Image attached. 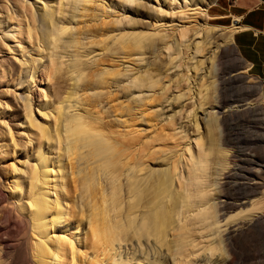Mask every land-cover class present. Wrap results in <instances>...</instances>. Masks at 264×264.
<instances>
[{"label":"rangeland","instance_id":"obj_1","mask_svg":"<svg viewBox=\"0 0 264 264\" xmlns=\"http://www.w3.org/2000/svg\"><path fill=\"white\" fill-rule=\"evenodd\" d=\"M213 1L103 0L105 6L97 2L99 5L96 7L101 9L97 11L98 14H103L105 9L112 10V16L110 19L107 18L108 27H101L102 17L85 21L89 27L92 25L94 28H88L91 30H87L88 32L82 35V44H76L68 35L70 31L75 33L77 29L85 31L86 23L81 24L78 20L82 18L79 17H76L72 23L60 22L59 26H67V34L62 41L63 55L60 60L57 59L56 70L50 81L41 69L50 57V50L46 49L49 47L48 40L54 39L58 31L56 29L58 26L52 23L50 16L52 11L50 4L54 0H22V2L0 0V74H2V68L3 74L5 73L3 81L0 76V264H40L33 254L35 244L43 241L40 236L41 231L34 226L33 219L34 198L40 192V188H33L31 185V176L36 172V168L39 169L37 165L39 153H50L53 158L50 167L53 169L51 176L54 181L49 197L54 201L59 200L63 207H67L69 203L67 192L54 185L61 179L59 177L62 173L56 159L57 151L51 148L53 142H47L45 146L32 143V134L37 128H34L30 122L34 120L37 124H47L46 121H50V118H45L44 112L47 109L44 105L54 102L58 90L63 93L62 100H66L64 96L69 92L74 81L71 77L74 79L81 77L83 80L89 77V85L85 92L87 94L84 97L88 101L97 100L98 109L103 111V114L106 112L109 114L110 120H114L120 126L118 130L124 128L125 122L131 121L146 137H153L154 134L157 136L158 126L164 124L165 127H169L171 124L167 121L174 118L176 112V120L173 119V124L178 123L177 130H184L185 133L187 131L189 138L187 137L186 142L184 140L181 144L175 145L176 142L171 136L175 132L172 124V127L166 128L168 131H164L167 137L157 136L158 140L154 142V149L156 147L159 152L154 155L153 161L151 160L149 164L151 171L173 170L174 184L172 191L165 194L166 203L177 192L183 195L184 191L187 193L184 187L183 189L180 187L182 186L180 181L182 177L184 179L188 177L190 158H196L200 154L205 158L197 167L201 166L199 175L206 180H203L204 183L197 181V184L200 182L203 184V186L200 184L201 190L199 188L198 191L196 190L198 186L191 189L192 194H195L194 190L200 193V196L195 194L197 201L193 202L191 211L186 212L187 208L182 203L179 208L181 212L178 218L176 217L177 221L161 240H157L155 236H152L150 240L146 236L142 240L125 236V239L116 245L117 249L121 247L122 259L141 262V264H264V220L256 226H250V229L244 228L240 232H231L230 238L225 240L226 236L220 235L221 229H225V226L216 224L213 225V229L211 227L204 229L201 224V220L207 215L211 217L215 213L218 214L214 206L217 197L222 194H225L223 198L230 200L240 198L241 201L249 200V203L246 202L242 206L231 209L225 218L250 206L252 200H255L264 212L263 91L258 81L247 72L245 62L234 44L224 39L232 34L234 27H225L228 25L209 19L206 10ZM92 3L88 4L92 5ZM78 4H81L78 5L79 9L82 7V2ZM126 4H131L133 10L128 11L127 8L123 10ZM16 6L20 8L24 6L23 9L27 7L31 14L36 15L34 30L39 34V41L35 46L27 42L26 38L16 35V21H8L9 15L13 14ZM138 6L141 7V12L137 11ZM172 11L176 12H174V18L170 17ZM185 11L197 13L193 19L194 22L187 18ZM161 12L163 15L167 12L168 15L158 21L157 15ZM182 13L184 14L180 17ZM183 17L186 18V22ZM132 18H138L140 24L133 27ZM44 19L48 25L43 22ZM190 23H193V28L196 29L190 28L184 36L179 31L165 32L172 25L179 28ZM25 24L28 29L33 28L28 19ZM133 33H143L146 36L142 38V43L134 41L132 47L136 48L131 49L128 54V49L124 46L127 45V35L130 36ZM166 34L168 36L164 38ZM162 38L166 42L169 41L168 44ZM43 50L45 51L42 52ZM76 51L80 52L77 54ZM212 59L215 60L214 64ZM61 61L62 64H60ZM79 62L93 67L86 69L83 75L80 72L71 73L73 68H69L68 65ZM107 73L110 75L107 76ZM34 75L35 81L32 80ZM59 77L63 78L59 80ZM25 80H27L26 85H19ZM55 82L62 84L66 82L67 86L60 89L52 87ZM30 84L32 89L28 90ZM167 84L169 86H166ZM143 98L144 101L140 102ZM145 100H148V103ZM29 106L32 107V112ZM145 106L153 114L158 113L155 121H149L146 117ZM88 108L94 109L92 105ZM209 117L215 120V124L209 123L211 120ZM133 119L136 120L133 121ZM107 120H109L108 117ZM152 124L154 128L156 127L155 129L152 128ZM157 128L158 131H156ZM188 148H191L190 151L187 150ZM250 156L254 158V163L248 160ZM177 166H179L178 169L175 168ZM225 168L235 172L234 175L224 179ZM249 168L258 170L256 179L249 174ZM128 172L132 173L131 170L124 171L123 181L120 178V182H117L121 188L129 182ZM206 174L207 176H203ZM251 179L257 181V184L250 191L246 185ZM20 180L21 186L16 185L15 182ZM126 188L128 189L127 184ZM127 189L122 188L124 192L118 190L125 194ZM202 189L203 191L208 189L205 192L207 194L205 199L210 202L204 200ZM77 193L80 194V191ZM121 196L117 205L122 214L120 206H125L120 204L126 199L127 202L132 201L133 197L129 193L124 195L126 198ZM201 200L204 201L201 202ZM211 202H214L213 205H209ZM88 209L87 207L86 211ZM75 210L76 214L71 224L73 231L79 227V231H75L77 235L73 236L75 248L79 250L78 260L87 262L93 257V251L86 250L84 244V233L88 228L87 213L85 211V216L80 220L82 210L77 205ZM119 210L113 214L118 216ZM121 216L119 214L118 218ZM124 216L127 220L131 219L126 213ZM50 217L52 218V215ZM192 217L198 222L199 227H196L195 231L188 229V233H192L191 235L197 238L195 244L198 245L184 249L181 253L180 243L189 240V236L186 239L182 237L181 233L185 229H181V226L186 219ZM225 218H221L224 219L222 224L226 221ZM124 222L125 220L121 223ZM128 232L133 236L134 232L131 228ZM177 238L182 239L180 243L177 242L179 241ZM165 241L171 243L170 247ZM234 245L237 246L235 251ZM182 259L187 261L180 263Z\"/></svg>","mask_w":264,"mask_h":264},{"label":"bare ground","instance_id":"obj_2","mask_svg":"<svg viewBox=\"0 0 264 264\" xmlns=\"http://www.w3.org/2000/svg\"><path fill=\"white\" fill-rule=\"evenodd\" d=\"M20 2H22V0H20ZM80 2H82V7L78 9V7L81 5L78 4ZM91 2H93L92 5H89L88 3ZM97 2L100 3V5L103 4V0H54V2L50 4L52 9V11L50 12L51 21L56 27L58 26L56 28L58 31L55 34L54 39L48 40L49 47L46 49L50 50V57L41 69L42 73L45 74L50 81L52 80L53 73L56 70L55 65L57 59L60 60L63 55V51L61 48L62 41L67 34V26H59L60 22H62L63 24L66 22L72 23L76 17H79L82 19L78 21H80L81 24H84L88 21H91L92 19L97 20L98 18L102 17V19H100L102 26H99H101L102 28L108 27L109 23L107 21V18L110 19V17L112 16V10L105 9L103 14H98L99 12L97 13V11L101 9L96 7V5H99L97 4ZM103 5L105 6V4ZM23 7L20 8L16 6L13 14L11 13V15H9L8 21H16V35L21 38H26L28 40L27 42H30V44L35 46V44L38 43L37 41H39V34L34 30V23L37 20L36 15L31 14L27 7L24 9ZM126 8L128 11L133 10L131 8V4L124 5L123 10H126ZM137 8V11L141 12V7L138 6ZM174 12H170V17L176 13ZM184 13L188 19H192L190 21H193L194 17L197 16H195V14H197L195 11H185ZM184 13H182L180 17H182ZM167 15V12L165 15H163L162 12L159 13L157 15V18L159 19L158 21H161V18H165V16ZM84 18L86 20H84ZM26 19H28V22L31 23L33 27L32 29H28L26 27ZM185 20L186 18L184 19V21ZM43 22L48 25L46 19H44ZM131 24L133 27H136L137 24H140V20L138 18H132ZM84 25L86 29L85 31L78 29L75 33L73 31H70L71 33H69L68 37L71 39V41H75L76 44L83 43L81 39L82 35H84V33L89 30L88 28L93 27L92 25L89 27L87 23ZM86 25H88L87 28ZM193 25V23H190V25L184 24L179 28H177L175 25H172L170 28L165 30V32L170 30L179 31V33L184 36L187 30L193 28ZM127 36V45H125V43L123 45H125L124 47L128 49L127 53L130 54L131 49L136 48L132 47L135 43L134 41H136L137 43H142V38L146 35L143 33H133L130 36ZM165 36L168 35L166 34L163 37L165 38ZM224 39L228 40L230 44H232V34L226 36ZM164 41L166 42V40ZM123 42H126V40ZM168 42L169 41H167L166 44H168ZM152 43H154V41ZM141 45L143 46L144 44ZM92 46H94V44ZM44 51L45 50H43L42 52ZM76 52L78 54L80 51ZM214 61L215 60L212 59L213 64ZM79 63H73L75 65H68L69 68H73L71 73L80 72V74L83 75L86 69L93 67H89L87 63ZM60 64H62V61L60 62ZM1 72L2 74H0V76L3 81L5 79L3 68ZM108 75L110 74L107 73V76ZM62 78L63 77H59V80ZM71 78L74 81L70 86L71 88L69 92L64 96L66 100H62L63 93L61 92V90H58L54 102L44 105L45 109H47V111L44 112L45 118H50V121H46L47 124H37L34 122V120H31L30 122V124L34 128H37L32 134V143L43 144L45 146L47 142H53L51 144V148L57 151V155H55L56 159H58L60 173H62L61 177H59L61 178L59 179L60 182L57 181L54 183V185L59 186L64 191H66L69 198L67 207H63V205L60 204L59 200H51L49 195L51 194L50 189L53 186L54 179H52L51 176L53 169L50 166L53 158L51 157L52 155L50 153H39V157L37 158V165L39 169L36 168V172L31 176V185L33 188H40V192L36 194L34 198L33 219L34 226H36L38 229H40L39 231H41L40 236L43 241L35 244L33 254L35 258H38L40 264H141V262L122 259L120 254L121 247L117 249L116 245L121 240H124L125 236H127L126 238L137 237L138 240H142L145 236L148 238V240H150L152 236H155L157 240L163 239V237L168 232V229L170 227H173L174 223L177 221L176 217L181 212L179 210L180 205L183 203L187 208L185 210L187 212L191 211L192 207L194 206L192 205L193 202L197 201V195L195 196V194L198 193H196L195 191L200 187V184L205 182L203 180H206L205 177L202 179V175H199L200 173L198 171L199 169H201V166L200 168H198L197 166H199L205 158L201 154L196 156V158H190L191 165L188 169V177L186 176L185 179L182 177L180 181V185H182L180 187L182 189L184 187V190H187V193L184 191L186 195L179 194L177 192L173 194L174 196H172V199H170V201L166 203L164 201L167 197L165 196V194L172 191V187L174 184L173 170L171 171L167 169H161L159 171H151L149 168V164L155 157L154 155L159 152L156 147L154 149V142L158 140L157 136H161V138L167 137V134H165L164 131L169 129V127H172V124L174 123L173 119L176 118V112L174 114V118H171L169 120L167 119L168 121L166 120L168 124H171L169 127H165L164 124H160L161 126H158L159 133L157 136L154 134V138L149 137V139L148 137H146L144 133L142 134V131L135 127L134 123H131V121V124L129 122V124L125 122V125L123 126L124 128L122 130H118L120 129V126L114 120H110L109 114L107 112L103 114L104 112L98 109L99 105L96 102L97 100L88 101L87 98L84 97L85 94H87L85 92L87 91V87L89 85V77L84 80L81 79V77L76 79H74L73 77ZM32 80H36L35 75ZM26 81L27 80L20 82L19 85H26ZM66 84V82L63 84L61 82H55L52 84V87L60 89L67 86ZM166 86L169 85L167 84ZM30 89H32V84L28 86V90ZM143 101L144 98L140 102ZM145 102L148 103V100H145ZM90 105H92L94 109L88 108V106ZM113 107L117 110L114 104ZM29 108L31 109L32 107L29 106ZM144 109H146V113L144 114H146V117L149 119V121H155L157 118L156 115L158 113L155 111L157 114H153L152 111L150 112L148 110V107L146 108V106L144 107ZM107 117L109 120H107ZM134 120L136 119H133V121ZM209 123L215 124V120L211 118ZM176 125H174L172 128L175 131L173 135H171L173 138L171 136L170 137L176 142L175 145H179L178 143L181 144V142H184V140L186 142L188 133L187 131L185 133L184 130L178 131V127L176 128ZM152 128H154V125ZM172 129L170 128L171 131ZM156 131H158V128L156 129ZM161 138H159V140H161ZM178 138L179 140H177ZM198 143L199 142L196 141L197 145H199ZM218 148L220 147L218 146ZM190 149L191 148H188L187 150L190 151ZM248 160H250L251 163L255 162L252 156H250ZM179 166L175 168L178 169ZM252 168H249V174L254 176L253 179H256L258 177V170H254ZM126 170H131L132 173L128 172L129 182L126 183L128 189L126 188V184L124 186L122 185V188L124 190L127 189L128 192L126 191V193L131 194L133 198L132 201L130 200L129 202H127L126 199V201L124 202L126 205L124 203L120 204L125 206H120L122 212L121 214L117 204H119L120 202L119 196L122 195L121 197H123L124 195H126V193H121V191L124 192V190H122L119 183V185H117V182H120V180L122 179V175L125 174L124 171ZM139 172H143L144 174H138ZM234 173L235 172H232L231 170H226L223 174V178L228 179L233 176ZM133 176L135 177L133 178ZM203 176H207V174ZM208 178L210 177L208 176ZM198 180L202 183L200 182L199 184H197L199 182ZM21 183V180L19 182H15V184L19 186H21ZM206 184H204V186ZM256 184L257 181L251 179L246 187L251 191L256 187ZM193 185H195L194 188ZM196 186L198 187L196 188ZM195 188L196 190L193 191L195 194H192L191 189ZM118 189H120L121 191H119ZM78 191H80V194L77 193ZM189 191L190 193H188ZM206 191H208V189ZM206 191L205 189L204 191L202 189V192L205 196L203 197L204 200H206L205 198L207 196V194L205 193ZM198 195L200 196V193ZM222 195L218 196L217 200L215 199L216 201L214 207H216L217 211L215 212H218V214L214 212L215 214L213 213V216L211 215V217H207V215L203 220H201V224L204 226V229H209V227L213 229V225L216 224H221V227L225 226L226 228L221 229L220 232V235H223V237L226 236V238H224L225 240L230 238L231 232H240L244 228L250 229V226H256L264 220V212L261 211L260 207L257 205L258 203L255 202V200L250 201V206L242 208L238 210L234 215H230L225 218L227 216V213L231 211V209L242 206L246 202L249 203V200L241 201V198L239 200H230L228 198H223L225 197V194ZM199 196L198 199L200 198ZM201 196H203L202 193ZM194 197H196L195 200H193ZM124 198H126V196H124ZM204 200H201V202ZM211 203H209V205H213L214 202ZM75 205H77V207L81 208L82 210L80 220H82L85 216L84 212L87 210V207L89 208L88 211H86L88 228L84 233V244L86 250L91 249L93 251V257L90 258L87 262L78 260L79 250L75 248L73 236L77 235L75 231H79V227L75 228V231H73L71 227L73 218L76 214ZM116 210H119V214L122 215L121 217L125 220L124 223H121L124 221L123 219H121V217L118 218L119 214L118 216L113 214V212H117ZM89 212L91 214H89ZM210 212L211 211H209V213ZM125 213L127 214V217L129 216L131 218L130 220L126 219V217L124 216ZM51 215L52 218L50 217ZM132 215L133 217H131ZM223 217L226 219V221L222 224V221L224 219L221 218ZM117 219H119V221ZM120 219L123 221H121ZM62 226L63 228H61ZM196 227H199V225L198 222L195 221L194 217L186 219L185 223L181 226V229L186 230L181 233L182 237H185L186 239V237L189 236V240L185 241V243L181 242V238V240L177 238L179 239V241L176 239L178 243L181 242L179 247L181 253H183L184 249L187 250L193 245H198L195 244L197 243V238L191 235L192 233H188V229H193V231H195ZM129 228L133 230V236L129 234ZM56 231L58 233H56ZM185 234L186 236H184ZM165 243L170 247L171 243L169 241H165ZM233 248L235 251V249H237V246L234 245ZM186 261L187 259H182L180 260V263Z\"/></svg>","mask_w":264,"mask_h":264},{"label":"crops","instance_id":"obj_3","mask_svg":"<svg viewBox=\"0 0 264 264\" xmlns=\"http://www.w3.org/2000/svg\"><path fill=\"white\" fill-rule=\"evenodd\" d=\"M206 12L209 19L234 27L232 43L260 84L264 106V0H214Z\"/></svg>","mask_w":264,"mask_h":264}]
</instances>
